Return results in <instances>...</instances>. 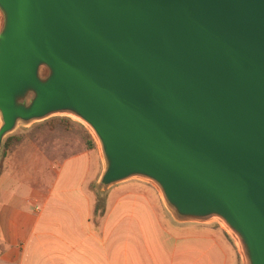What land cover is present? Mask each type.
<instances>
[{"label": "water", "instance_id": "obj_1", "mask_svg": "<svg viewBox=\"0 0 264 264\" xmlns=\"http://www.w3.org/2000/svg\"><path fill=\"white\" fill-rule=\"evenodd\" d=\"M0 147L70 115L106 191L154 183L181 222L218 219L264 264V0H0Z\"/></svg>", "mask_w": 264, "mask_h": 264}, {"label": "crops", "instance_id": "obj_2", "mask_svg": "<svg viewBox=\"0 0 264 264\" xmlns=\"http://www.w3.org/2000/svg\"><path fill=\"white\" fill-rule=\"evenodd\" d=\"M16 164L0 173V264H238L226 233L174 223L136 182L107 189L96 216L92 187L103 163L95 146L40 173L35 150Z\"/></svg>", "mask_w": 264, "mask_h": 264}, {"label": "rangeland", "instance_id": "obj_3", "mask_svg": "<svg viewBox=\"0 0 264 264\" xmlns=\"http://www.w3.org/2000/svg\"><path fill=\"white\" fill-rule=\"evenodd\" d=\"M48 119H53L51 125L46 122ZM9 135L18 137L19 140L15 141L9 149L3 148L2 142L0 147V173L5 166H8L10 160L14 161L15 166L17 165V162L24 163L27 161L28 150L36 151L38 173H40V169L48 170L47 166L53 164L54 161L62 160L64 157L71 154V152H74V150L77 147H80V145L87 148L88 141L93 140L95 142V147L100 152L99 143L88 126L76 117L70 115H53L44 120L33 122L28 125L20 124L7 136ZM7 136L4 137L3 141ZM129 181L141 184L149 196L156 195L159 201H161L162 212L165 214L166 218L168 217L174 223L181 225H208L221 229L230 237L231 242L237 250L238 264H244L243 256L236 238L226 229L220 220L208 219L205 222L178 221L167 208L160 190L154 183L149 180L138 178H131ZM100 192L105 200L108 190ZM94 221H96V219H94Z\"/></svg>", "mask_w": 264, "mask_h": 264}, {"label": "trees", "instance_id": "obj_4", "mask_svg": "<svg viewBox=\"0 0 264 264\" xmlns=\"http://www.w3.org/2000/svg\"><path fill=\"white\" fill-rule=\"evenodd\" d=\"M52 121H53V119H48L46 122L51 125ZM18 140H19L18 137H14V136H11V135L7 136L5 138V140L3 141V148L9 149L14 144V142L18 141ZM94 146H95V142L93 140L92 141H88L87 148H92ZM92 189H93V191H94V193H95V195L97 197L94 214L96 216L97 215L101 216V215H103L104 210H105V200L102 197V193L95 188V185H93Z\"/></svg>", "mask_w": 264, "mask_h": 264}, {"label": "bare ground", "instance_id": "obj_5", "mask_svg": "<svg viewBox=\"0 0 264 264\" xmlns=\"http://www.w3.org/2000/svg\"><path fill=\"white\" fill-rule=\"evenodd\" d=\"M0 19L2 20V15H1V12H0ZM222 224L226 227V229L228 230V227L226 226V224L224 222H222ZM238 244V243H237Z\"/></svg>", "mask_w": 264, "mask_h": 264}]
</instances>
